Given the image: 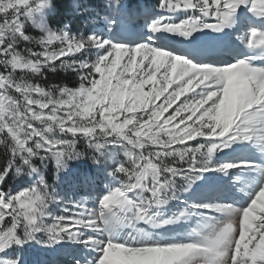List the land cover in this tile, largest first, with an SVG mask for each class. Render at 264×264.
I'll use <instances>...</instances> for the list:
<instances>
[{
	"label": "snow or ice",
	"instance_id": "6c2138e0",
	"mask_svg": "<svg viewBox=\"0 0 264 264\" xmlns=\"http://www.w3.org/2000/svg\"><path fill=\"white\" fill-rule=\"evenodd\" d=\"M67 7L0 0V264H264V0Z\"/></svg>",
	"mask_w": 264,
	"mask_h": 264
},
{
	"label": "trees",
	"instance_id": "16d2710c",
	"mask_svg": "<svg viewBox=\"0 0 264 264\" xmlns=\"http://www.w3.org/2000/svg\"><path fill=\"white\" fill-rule=\"evenodd\" d=\"M82 3H87L89 7L91 8H96L98 10L103 11V0H81ZM128 8L130 10H136L139 9L143 5L147 4H154L157 2V0H125ZM70 3L69 0H60V8L57 12V15L54 17H51V22H59L60 24L68 22L70 15L72 11L68 9L67 5ZM82 17V16H81ZM85 18H80L78 22L82 23L83 26H85ZM29 31L31 32L32 30L29 28ZM48 79L47 81H41L42 83H60V84H68L69 86H73V83L75 79L73 78L72 75H69L67 73H64V71H57L55 73H47ZM10 184L12 183L11 181L9 182ZM15 187V185H12Z\"/></svg>",
	"mask_w": 264,
	"mask_h": 264
},
{
	"label": "rangeland",
	"instance_id": "374dc122",
	"mask_svg": "<svg viewBox=\"0 0 264 264\" xmlns=\"http://www.w3.org/2000/svg\"><path fill=\"white\" fill-rule=\"evenodd\" d=\"M103 3H104V0H103ZM87 15H90V14H86L85 16L81 17V15H77L75 12H72L67 23H71L73 31H80V30L87 31L93 25L92 24H88L87 26H83V24L81 22L80 23L78 22V20L80 18H85L86 19ZM52 23H53V26H59V24H60V23L58 24L57 21H55V22L53 21ZM138 23H142V21L126 23V27L129 28V29H134V28H136ZM95 26H102V25L98 22L97 25H95ZM64 73H67V74L73 76V78L75 79V81L73 83V86H75L78 83L77 77H76V75L74 73H71V72H64Z\"/></svg>",
	"mask_w": 264,
	"mask_h": 264
}]
</instances>
